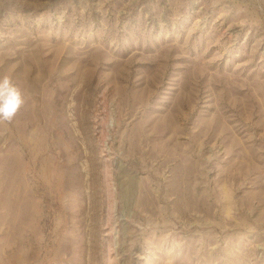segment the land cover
Segmentation results:
<instances>
[{
  "label": "rangeland",
  "instance_id": "374dc122",
  "mask_svg": "<svg viewBox=\"0 0 264 264\" xmlns=\"http://www.w3.org/2000/svg\"><path fill=\"white\" fill-rule=\"evenodd\" d=\"M0 264H264V0H0Z\"/></svg>",
  "mask_w": 264,
  "mask_h": 264
},
{
  "label": "clouds",
  "instance_id": "9594fccd",
  "mask_svg": "<svg viewBox=\"0 0 264 264\" xmlns=\"http://www.w3.org/2000/svg\"><path fill=\"white\" fill-rule=\"evenodd\" d=\"M24 103V93L13 79L0 76V122H11Z\"/></svg>",
  "mask_w": 264,
  "mask_h": 264
}]
</instances>
